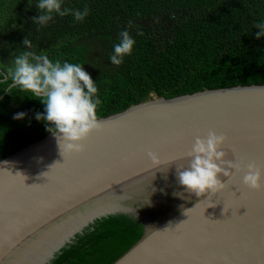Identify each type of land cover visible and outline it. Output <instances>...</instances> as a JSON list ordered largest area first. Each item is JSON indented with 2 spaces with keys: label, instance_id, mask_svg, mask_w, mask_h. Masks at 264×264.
Returning <instances> with one entry per match:
<instances>
[{
  "label": "water",
  "instance_id": "95a60500",
  "mask_svg": "<svg viewBox=\"0 0 264 264\" xmlns=\"http://www.w3.org/2000/svg\"><path fill=\"white\" fill-rule=\"evenodd\" d=\"M99 120L83 152L64 156L51 132L0 159V264H49L121 213L145 230L111 264H264V186L243 181L249 163L264 170V83L157 97ZM210 131L241 168L214 194L173 195L177 165ZM149 152L175 163L157 167Z\"/></svg>",
  "mask_w": 264,
  "mask_h": 264
},
{
  "label": "trees",
  "instance_id": "16d2710c",
  "mask_svg": "<svg viewBox=\"0 0 264 264\" xmlns=\"http://www.w3.org/2000/svg\"><path fill=\"white\" fill-rule=\"evenodd\" d=\"M89 6L82 22L57 16L45 27L36 0H0V68L31 39L50 58L85 63L98 83L103 103L98 117L157 97H174L206 88L264 83V0H65ZM129 21L132 27L128 28ZM128 28L136 44L120 66L110 55L119 33ZM143 32V35L139 33ZM31 33V35H29ZM0 85V96L6 91ZM40 99L9 92L0 100V159L52 131L37 120ZM25 112L22 119L14 114ZM137 217L114 214L78 233L49 264H111L143 235Z\"/></svg>",
  "mask_w": 264,
  "mask_h": 264
},
{
  "label": "clouds",
  "instance_id": "9594fccd",
  "mask_svg": "<svg viewBox=\"0 0 264 264\" xmlns=\"http://www.w3.org/2000/svg\"><path fill=\"white\" fill-rule=\"evenodd\" d=\"M29 2L31 5L32 0ZM35 6L41 12L39 16L33 17L39 27L47 26L50 21L55 22L57 16L71 15L74 21L82 22L90 14L89 6L85 5L82 9L69 7L65 0H36ZM132 23L129 21L128 28L132 27ZM255 27L260 29L255 35L264 37V21L256 22ZM128 28L120 31L119 42L114 45L110 55L111 63L116 66H120L124 58L132 54L136 44ZM139 34L143 35V32ZM23 44L27 48L14 53L8 66L0 68V85L9 92L41 100L45 111L37 112L35 118L48 122L49 130L56 135L64 156L83 152L85 144L82 141L102 127L98 108L103 101L98 83L85 70V63L50 58L46 52H38L37 45L27 37ZM26 115L25 112H18L14 118L22 119ZM225 141L226 136L216 131H210L206 137H196L184 156L187 164L177 165L178 183L183 186V191L174 192L173 195L183 196L187 192L204 197L226 187L224 177L231 178L234 170L241 168V164L236 159L228 158ZM149 155L157 167L163 168L166 164L169 167L175 163L162 160L155 152H149ZM247 168L244 183L252 188L264 186V170L256 164H248Z\"/></svg>",
  "mask_w": 264,
  "mask_h": 264
},
{
  "label": "snow or ice",
  "instance_id": "6c2138e0",
  "mask_svg": "<svg viewBox=\"0 0 264 264\" xmlns=\"http://www.w3.org/2000/svg\"><path fill=\"white\" fill-rule=\"evenodd\" d=\"M225 136H226V135H225ZM229 146L234 147V145H229ZM249 164H255V163H249Z\"/></svg>",
  "mask_w": 264,
  "mask_h": 264
}]
</instances>
